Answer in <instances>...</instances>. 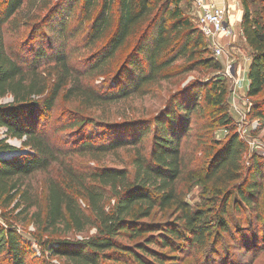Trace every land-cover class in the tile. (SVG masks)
Returning <instances> with one entry per match:
<instances>
[{
  "label": "trees",
  "instance_id": "obj_1",
  "mask_svg": "<svg viewBox=\"0 0 264 264\" xmlns=\"http://www.w3.org/2000/svg\"><path fill=\"white\" fill-rule=\"evenodd\" d=\"M80 2L84 20L92 21L90 44L106 42L92 53L90 58L95 62L81 74L59 48L55 79L48 92V79L39 65L30 63L26 67L25 60L13 57L7 50L5 26L14 23L25 6L37 4L40 10L49 9V12L32 25L33 33L49 34V39L57 42L64 35L72 9ZM181 2L57 0L52 5V0H0V128L7 130L6 137L0 138V207H10L19 196L16 209L26 204L21 212L29 214L37 208V201L24 189L27 181L32 175L59 165L62 173L48 179L45 217L38 211L34 213L38 229L51 233H83L90 226L96 228L93 236L82 240L52 237L43 240L32 234L43 255L64 258L67 264H166L169 256L163 249L176 251L181 244L201 250L207 246L212 234L209 221L212 213L194 209L179 192L178 184L186 168L182 144L191 137L197 117L215 115L219 126L229 127L233 123L227 108L228 88L222 79L207 83L197 81L174 93L162 114L140 135L133 132L138 121L116 127L96 117L79 116L71 127L81 134L80 138L85 137L90 127L107 132L97 144L89 135L88 139H80L79 147L63 151L57 150L53 139L39 130L44 111L52 110L62 91L65 101H77L86 110L95 111L146 94L153 82L171 76L170 68L181 58L190 64L185 71L207 64L208 61L199 58L200 53L209 50L205 36L183 13ZM262 2L264 4V0ZM242 4L241 27L252 50L248 97L253 98L264 91V6L261 13L254 16L249 0H242ZM131 45L117 76L104 80L106 89L100 91L99 86L88 81L89 75L103 70ZM45 57V53L40 52L34 60ZM7 97L13 100L4 102ZM248 114L264 121V101L253 103ZM152 126V145L147 155L142 143ZM121 130L129 131L120 134ZM8 139L22 141L24 155L16 153ZM127 146L136 150L133 175L125 168L108 166L81 171L67 160L75 154L98 158ZM245 151L241 135L234 133L219 148L213 149V158L206 170L207 182L223 196L214 215L222 234L229 230L230 206L234 210L244 207L257 211V223L264 222V160L252 157L251 167L246 170ZM238 180L243 181L234 187L235 191L224 193L218 189ZM79 197L87 201V209L83 208ZM169 210H173L170 216L173 215L175 221L155 220L158 211ZM23 235L13 223L7 221L0 225V257L6 258V264H29L28 257L35 256L32 245ZM144 235H147L144 240L134 245L125 243ZM255 241L259 243L258 236Z\"/></svg>",
  "mask_w": 264,
  "mask_h": 264
},
{
  "label": "rangeland",
  "instance_id": "obj_2",
  "mask_svg": "<svg viewBox=\"0 0 264 264\" xmlns=\"http://www.w3.org/2000/svg\"><path fill=\"white\" fill-rule=\"evenodd\" d=\"M56 2L57 0H52V5ZM240 2L243 8L242 0ZM249 3L253 15L258 16L264 6L262 0H249ZM180 7L183 13L189 16L194 25L199 28V14L194 10L193 0H182ZM40 9L37 4L25 6L21 14L18 15L17 20L11 25L7 24L5 26V46L13 57L25 60L26 67L30 63L39 65V70L47 76L49 92L55 79V64L59 51L66 53L69 64L80 74L86 73L95 62L91 61L92 53L101 48L106 40L96 46L90 44L89 32L92 21L84 20L82 2L72 9V15L70 20L67 21L64 35L59 38V41L55 42L54 39H49V34H34L32 25L39 23L49 12V9ZM243 37V33L237 29L233 37V42L237 48L229 49L222 45L226 49V54L219 58L215 54L212 41L205 37V43L209 49L208 53H200V57L198 55L197 58L208 61L207 64L197 68H186L188 70L185 71V67L189 63L187 59L181 58L170 68L169 73H171V76L166 80L153 82L148 87L146 94L132 96L127 100L107 105L100 110L89 111L77 101H65L63 99L64 92L62 91L52 110L44 111L41 118L39 130L53 139L57 150L67 151L79 147L80 139H88L89 135L97 144L102 140L104 133L107 132V130L90 127L86 131L85 137L80 138L81 134L76 132V128L71 127V123L79 116L96 117L98 120L107 121L106 125H117L116 127H123L131 122L138 121L133 132L136 131L134 134L140 135L155 117L162 114L174 93L190 87L197 81L207 83L217 78L226 83L228 88L227 108L233 123L229 127L219 126L218 118H215V115L197 117L191 137L182 144L186 168L178 184L179 192L194 209H204L212 213L209 216L212 234L209 236L208 244L203 250L190 248L188 244L179 245L175 248L176 251L163 249L162 252L167 253L169 256L166 264H264V222L257 223L256 215L258 212L247 210L244 207L234 210L230 206L227 219L229 230L222 234L216 224L214 215L221 205L223 196H220L212 184L207 182L205 176L209 163L213 158V149L219 148L234 133H239L246 144V151L243 156L246 170L251 167L250 160L252 157L258 156L264 160V121L248 114L253 103L264 101V91L257 97L249 98L246 83L245 85L244 82L239 83L240 77L244 74L248 63L252 59V50ZM132 47L133 45L121 51L103 70L96 72L94 75L88 74V81L99 86L100 91L106 89L104 80L117 76ZM59 48L61 49L59 50ZM40 52H44L46 57L39 61L34 60ZM229 65H232L233 68V72L230 74L227 71ZM12 100V97H7L3 101L11 102ZM153 129L154 126L143 138L142 144L147 155L152 145ZM127 131L129 130H121L119 133L122 134ZM244 131L247 132L244 134ZM131 133L132 131L128 135ZM112 135L108 132V136L112 137ZM8 143L15 148L16 153L24 155L25 148L22 141L8 139ZM7 155L9 156V154ZM135 155L136 150L132 146H127L122 147L115 153L99 156L98 158H93L89 154H75L72 159L67 158V160L72 161L76 168L81 171L97 166H108L125 168L133 175L135 173ZM61 173V166L54 165L50 171L38 172L29 178L26 183L28 186L24 189H27L29 194L37 201V208H33L29 214L21 212L26 204L16 209L15 205L20 198L19 196L10 207L6 209L0 207V225L7 224V221L13 223L32 245L36 254L33 257H28L27 262L29 264H67L64 258L48 254L43 255L41 247L36 243V240L32 239V234L42 237L43 240L48 237L82 240L96 233V228L93 226L88 227L83 233L75 231L51 233L38 229V220L34 213L38 211L45 217L48 179L57 177ZM242 181L231 182L227 187L218 189H222L224 193L227 190L235 191L234 187ZM79 200L83 208L87 209V201L82 197H79ZM230 204L232 205V201H230ZM171 213H173V210L158 211L155 220L175 221V217L170 216ZM146 236L125 243L134 245L137 241L144 240ZM256 236L259 237L258 244L255 241ZM6 262V258L0 257V264H6Z\"/></svg>",
  "mask_w": 264,
  "mask_h": 264
},
{
  "label": "built area",
  "instance_id": "obj_3",
  "mask_svg": "<svg viewBox=\"0 0 264 264\" xmlns=\"http://www.w3.org/2000/svg\"><path fill=\"white\" fill-rule=\"evenodd\" d=\"M194 10L199 14V28L202 34L212 41L216 56L222 57L226 49L219 44V37L233 39L235 30L229 21V13L226 5L216 3L207 4L203 0H193ZM228 74L233 72L232 65L228 67ZM7 130L0 128L1 138L6 137ZM247 131H244V134Z\"/></svg>",
  "mask_w": 264,
  "mask_h": 264
},
{
  "label": "crops",
  "instance_id": "obj_4",
  "mask_svg": "<svg viewBox=\"0 0 264 264\" xmlns=\"http://www.w3.org/2000/svg\"><path fill=\"white\" fill-rule=\"evenodd\" d=\"M207 4L211 3H216L219 5H226L228 8V13H229V21L231 25L233 26L234 30L236 31L237 29L240 30V32L243 33L242 31V21L244 17V9L242 8L240 0H203ZM244 41L246 42L245 37ZM247 43V42H246ZM219 44L225 46L226 48H237L235 46V43L233 42V39L230 38H225V37H219ZM251 61L248 63L247 69L245 70L244 74L240 77L239 83L244 82V85L246 83V91H248L249 88V78H248V73H249V67H250ZM248 70V71H247Z\"/></svg>",
  "mask_w": 264,
  "mask_h": 264
}]
</instances>
